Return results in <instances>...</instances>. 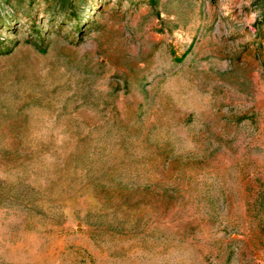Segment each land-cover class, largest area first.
<instances>
[{"label": "rangeland", "instance_id": "obj_1", "mask_svg": "<svg viewBox=\"0 0 264 264\" xmlns=\"http://www.w3.org/2000/svg\"><path fill=\"white\" fill-rule=\"evenodd\" d=\"M0 264H264V0H0Z\"/></svg>", "mask_w": 264, "mask_h": 264}]
</instances>
